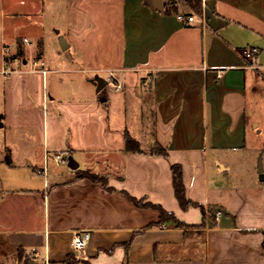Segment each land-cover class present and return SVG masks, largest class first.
Instances as JSON below:
<instances>
[{
	"label": "crops",
	"instance_id": "0c3cea01",
	"mask_svg": "<svg viewBox=\"0 0 264 264\" xmlns=\"http://www.w3.org/2000/svg\"><path fill=\"white\" fill-rule=\"evenodd\" d=\"M64 1L59 55L32 39L46 71L31 58L0 72V259L264 264V0H202L201 12L184 2L169 12L165 0ZM127 133L143 152L127 149ZM60 151L67 164L55 163ZM174 164L198 206L180 205ZM132 198L194 227H147L160 211ZM78 230L91 233L82 250L72 247Z\"/></svg>",
	"mask_w": 264,
	"mask_h": 264
},
{
	"label": "rangeland",
	"instance_id": "374dc122",
	"mask_svg": "<svg viewBox=\"0 0 264 264\" xmlns=\"http://www.w3.org/2000/svg\"><path fill=\"white\" fill-rule=\"evenodd\" d=\"M65 4L64 0H0V68H2L1 57L4 45L10 47V53L26 60L39 57L38 49L40 46L37 44L36 48L32 41H36V38L41 35L45 39L47 54L53 58L57 57L59 55L58 51L61 50L56 30L64 27ZM26 37L32 44L24 41ZM34 48L37 50H33ZM21 49L24 50L23 55H19ZM32 50L35 52H32ZM61 53L65 55L63 52ZM0 78L2 79V75H0ZM259 104L258 113L264 115V100L260 101ZM254 106L253 102L250 103V107L254 108ZM3 113L4 101L0 87V116ZM4 136L5 129L0 126V157L5 155L6 150ZM193 211L190 218L195 216L194 213L196 212ZM25 260L22 263L16 257H6L0 259V264H43L41 261L32 263L28 259Z\"/></svg>",
	"mask_w": 264,
	"mask_h": 264
},
{
	"label": "trees",
	"instance_id": "16d2710c",
	"mask_svg": "<svg viewBox=\"0 0 264 264\" xmlns=\"http://www.w3.org/2000/svg\"><path fill=\"white\" fill-rule=\"evenodd\" d=\"M181 2L188 4L190 7H192L194 10L198 12H201L202 10V0H165V7L169 12L173 10L177 11L179 8V4ZM23 53H24V50L21 49L19 51V55H23ZM127 149L130 151L138 152V153L143 152V150L140 147V143L135 138H133L129 133H127ZM156 153L165 154L166 151L164 149H158ZM78 177L79 178H90L94 181H103L104 183L106 180V178H104L103 176L93 173L90 170L79 171ZM173 184H174L175 194L183 209H188L190 206L199 205L198 203L194 202L192 199H190L187 196V190H186V185L183 179V170H182L181 164L173 165ZM132 200L138 206L153 207L160 211L161 213L160 221L157 223L149 224L147 225V227H152L154 225H164L169 222H174L179 227H194V226L188 225L187 223L179 220L173 212L165 209L160 204H155L152 202H143L142 200H137L135 198H132ZM204 225H205V216H204L203 222L201 223V226H204ZM23 252H24L23 249H20L19 251L20 258L22 257ZM75 260L76 259L74 258V255L70 254L68 256V260L64 262L63 264H73L75 263Z\"/></svg>",
	"mask_w": 264,
	"mask_h": 264
},
{
	"label": "built area",
	"instance_id": "2783aa9c",
	"mask_svg": "<svg viewBox=\"0 0 264 264\" xmlns=\"http://www.w3.org/2000/svg\"><path fill=\"white\" fill-rule=\"evenodd\" d=\"M178 18L183 21L185 24H191L193 23L196 18L194 14H188V13H179ZM24 41L27 43H31L29 39L26 37L24 38ZM10 47L8 45L3 46V66L0 70V72L4 75H10L14 72H17L20 70V68L26 64L27 60L25 58H21L18 55H15L14 53H10ZM258 51L254 48H247L243 50V55L245 57H248L251 60H255L257 57ZM33 69H41L42 71H46L44 66V61L42 57H36L32 58ZM113 78V77H112ZM121 84L117 83L116 87L121 88ZM68 152L67 151H60L55 154V159L63 164L68 163ZM221 213V211L218 212V214ZM91 233L90 231L85 230H78L74 233L73 239H72V247L75 250H82L86 248L88 245V242L90 240Z\"/></svg>",
	"mask_w": 264,
	"mask_h": 264
},
{
	"label": "water",
	"instance_id": "95a60500",
	"mask_svg": "<svg viewBox=\"0 0 264 264\" xmlns=\"http://www.w3.org/2000/svg\"><path fill=\"white\" fill-rule=\"evenodd\" d=\"M2 125V122L0 121V126ZM70 165L72 167H78V163L75 161V159L71 156L70 157Z\"/></svg>",
	"mask_w": 264,
	"mask_h": 264
}]
</instances>
